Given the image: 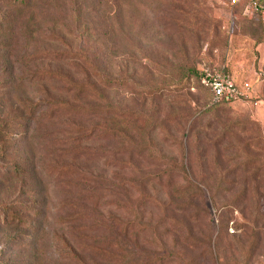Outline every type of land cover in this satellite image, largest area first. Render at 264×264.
<instances>
[{
  "label": "rangeland",
  "instance_id": "obj_1",
  "mask_svg": "<svg viewBox=\"0 0 264 264\" xmlns=\"http://www.w3.org/2000/svg\"><path fill=\"white\" fill-rule=\"evenodd\" d=\"M31 1L30 9L14 14L9 22L15 0H0V26L6 30L0 32V49L3 40L10 38L9 60L17 76L37 71L35 64L27 62L37 48L66 47L52 42L50 35L57 21L71 23L73 14V0ZM87 5L92 28L105 36L98 41L86 37L84 45L94 47L105 77L127 81V87L103 91L122 117L97 115L82 125L79 120L69 121L74 135L68 147L103 153L90 162L91 173L108 172L106 165L125 163L127 170L109 169L108 178L117 184L129 179L132 184L130 203L123 200L122 207L112 208L117 210L119 239L114 255L105 256L101 263L264 264V123L255 110L258 103L264 107V21L245 15V2L235 4L234 0H135L133 7L123 6L125 31L113 35L110 15L114 11L106 0H88ZM5 66L0 61V80ZM223 67L238 85L251 83L252 99L224 106L213 102L202 73ZM185 69L195 74L187 78ZM190 106L200 112L215 109L203 120L198 139L190 136L184 119ZM5 116L14 118L11 111ZM210 121L219 126L207 131ZM250 121L260 126L262 139L248 125ZM92 130L95 137L80 143L84 138L80 131L86 136ZM107 131L117 132V139L104 140ZM13 135L15 141L19 134ZM215 140L221 144L208 148L209 141ZM187 149L189 155L184 154ZM139 151L146 152L144 158L137 156ZM250 157L256 158L255 168L261 169L258 213L251 205L249 210L242 203L233 205L244 186L234 187L230 174L236 168L242 170ZM187 158H192L195 176L191 179L197 185L190 184L184 173L169 178L182 170ZM3 164L0 159V173ZM116 171L120 175L115 179ZM255 189L251 184L248 198L252 202ZM14 191L1 193L0 200H8ZM52 224L54 220L49 225L46 264L59 262L58 229ZM17 235L0 227V249L8 237Z\"/></svg>",
  "mask_w": 264,
  "mask_h": 264
},
{
  "label": "trees",
  "instance_id": "obj_2",
  "mask_svg": "<svg viewBox=\"0 0 264 264\" xmlns=\"http://www.w3.org/2000/svg\"><path fill=\"white\" fill-rule=\"evenodd\" d=\"M73 1L71 23L57 21L50 35L52 42H60L66 47L50 51L37 48L27 58L28 63L37 66V71L17 76L9 60L11 39L6 38L1 44L0 61L6 66L0 80V159L4 163L0 173V194L13 188L16 191L8 200H0V227L13 229L19 235L8 237V242L3 244L0 264H46L49 225L53 220L52 227L58 229L55 233L58 264H103L101 261L107 259L105 256L114 255L113 247L119 239L116 234L119 227L116 225L117 210L112 208L122 207L123 200L130 203V180L117 184L108 178L109 169L127 170L125 163H115L113 167L108 164V172L99 170L91 173L90 162L102 158L103 153L92 152L82 146L68 147L74 135L69 121L79 120L82 125L97 115L119 119L122 112L103 91L127 87V81H119L109 75L105 77L94 47L84 45L86 37L98 41L105 34H98L99 31L92 28L88 0ZM106 2L114 11L110 15L113 23L111 34L123 33L127 21L123 6L133 7L135 0ZM10 7L9 22L15 18L14 14L30 9L32 1L15 0ZM5 31L0 26V32ZM194 74L193 69L183 72L187 78ZM229 104L222 101L217 105ZM7 111L14 115L12 120L5 116ZM214 111L209 107L200 112L190 106V112L184 119L189 123L191 137H200L203 120ZM248 125L257 129L262 139L260 126L251 121ZM217 126L219 124L214 125L210 121L206 130ZM13 132L19 134L15 141L12 140ZM94 132L92 130L85 136L80 131L84 138L79 142L89 143L87 140L95 137ZM116 133L107 131L103 139L111 143L117 139ZM209 142L212 144L209 143L208 148L221 144L216 140ZM261 144L264 145L263 139ZM184 154L189 155L190 149ZM145 155V151L137 154L143 158ZM191 159H188L189 164H182L181 171L170 173L169 178L175 179L179 173H184L190 184L197 183L191 179L195 176ZM256 164V158L250 157L242 170L236 168L230 175L233 176L231 183L234 187L240 183L244 186V191L234 198L233 205L242 203L245 210L252 208L258 213L256 194L259 192L257 183H260L261 169H256ZM118 171L114 172L115 179L120 175ZM251 184L256 185L257 191L252 196L253 202L248 198ZM128 230L126 227V235Z\"/></svg>",
  "mask_w": 264,
  "mask_h": 264
},
{
  "label": "built area",
  "instance_id": "obj_3",
  "mask_svg": "<svg viewBox=\"0 0 264 264\" xmlns=\"http://www.w3.org/2000/svg\"><path fill=\"white\" fill-rule=\"evenodd\" d=\"M240 2H245V15L252 19H262L264 21V1L234 0L235 4ZM202 83L211 91L214 103L222 101L235 103L252 99L253 88L251 83L246 81L242 85H238L226 67L220 70L209 68L203 70ZM232 232L234 231L232 230Z\"/></svg>",
  "mask_w": 264,
  "mask_h": 264
},
{
  "label": "crops",
  "instance_id": "obj_4",
  "mask_svg": "<svg viewBox=\"0 0 264 264\" xmlns=\"http://www.w3.org/2000/svg\"><path fill=\"white\" fill-rule=\"evenodd\" d=\"M255 110L257 111L258 119L264 123V107L258 103L256 104Z\"/></svg>",
  "mask_w": 264,
  "mask_h": 264
}]
</instances>
